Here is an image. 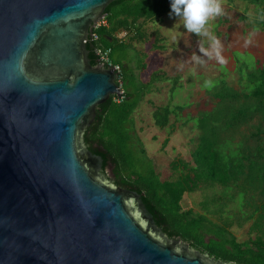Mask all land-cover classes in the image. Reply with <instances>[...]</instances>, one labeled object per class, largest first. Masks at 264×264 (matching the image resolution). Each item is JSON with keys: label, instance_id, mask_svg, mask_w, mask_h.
<instances>
[{"label": "water", "instance_id": "95a60500", "mask_svg": "<svg viewBox=\"0 0 264 264\" xmlns=\"http://www.w3.org/2000/svg\"><path fill=\"white\" fill-rule=\"evenodd\" d=\"M113 0H0V264H234L190 248L96 130L117 73L90 34Z\"/></svg>", "mask_w": 264, "mask_h": 264}, {"label": "rangeland", "instance_id": "374dc122", "mask_svg": "<svg viewBox=\"0 0 264 264\" xmlns=\"http://www.w3.org/2000/svg\"><path fill=\"white\" fill-rule=\"evenodd\" d=\"M223 9V14L210 20L208 27L221 42L224 63L207 57L203 58V64L192 61L190 58L194 52L200 54L199 42L203 41L204 46L208 47L207 40L186 32L182 22L171 12L164 15L161 21H146L142 25L146 36L137 43L142 53L110 42L114 61L129 65L124 71V78L131 84L134 96L127 102L137 101L133 115L121 132L124 134L127 130L133 134L130 150L125 155L133 162L136 173L149 176L153 171L162 181L176 179L179 173L171 169V162L179 158L192 165L191 153L202 136L219 144L227 160L228 152L238 151V141L249 132L247 122L228 137L221 134V130L228 129L232 124L235 98L255 86L252 78L258 75L257 61L260 65L264 61V31L261 28L264 23L256 21L259 19L258 8L244 0H223ZM176 24L177 27L172 29ZM128 38L125 37V40ZM141 62L144 68H141ZM153 72L157 74V81L150 85L148 92L145 88L149 86L147 82ZM162 73H167V78L162 79ZM175 79L178 82L172 91L170 88ZM138 89L146 93L140 102L136 92ZM166 105L171 110H176L177 106L187 109L175 116L170 115L173 128L170 125L160 128L154 123V109ZM256 120L254 118L252 123ZM141 148L145 149V154H142ZM251 178L252 175L246 181L242 179L237 183V197L233 200L228 199V193L233 192L232 184L224 188L217 184L201 183L194 192L184 194L181 205L183 209L206 213L205 206L209 205L210 209L216 204L217 208L222 209L228 204V212H231L229 219L233 220L231 231L237 241H245L249 238L250 223L239 227L236 220L240 219L238 211L246 205L247 196L251 195L253 188L250 186L252 183L255 185ZM212 198L214 202L210 204L208 200ZM252 204L258 205L259 201L253 200ZM223 216L226 219V214ZM208 217L213 221L218 220V214L209 213Z\"/></svg>", "mask_w": 264, "mask_h": 264}, {"label": "trees", "instance_id": "16d2710c", "mask_svg": "<svg viewBox=\"0 0 264 264\" xmlns=\"http://www.w3.org/2000/svg\"><path fill=\"white\" fill-rule=\"evenodd\" d=\"M244 1L258 8L259 19L256 21L264 23V0ZM169 12H171V0H113L104 11L109 26L95 29L98 39L90 40L94 48L93 54L97 57L96 48L99 46L112 48L111 41L117 42L119 46H126L133 40L142 41L146 36L142 25L146 21H161ZM261 28L264 31V27ZM121 30L126 31L127 36H130L128 41L114 37L115 33ZM261 62L260 65L257 61L258 75L252 78L255 86L248 92H241L235 98L232 124L228 129L221 130V134L228 137L231 132L240 128L242 123L249 122V132L238 141L240 148L238 151L228 152L227 160L224 159L219 144L209 137L202 136L191 153L192 165L179 158L171 162V169L179 173L176 179L162 181L153 171L149 176L136 173L133 162L125 155L126 151L130 150L129 144L133 142V134L127 130L124 134L121 133L137 106V101L127 102L134 96V90L124 78V71L128 68L123 64L120 65L124 98L121 102H115L114 95L108 98L105 111L98 117L96 130L89 136L91 141L98 140L102 149L115 161L113 177L136 186L143 193L144 198L153 206V210L164 218L168 227L167 232H175L181 240L189 243L190 248L224 263L264 264V61ZM156 76V72H153L149 81L147 80L149 86L145 89L148 92L150 85L157 81ZM163 77H166V73H162V79ZM177 80L175 79L172 91ZM136 92L140 96V102L146 93L143 89H138ZM216 100L219 102L218 99ZM176 108L171 110L169 105L155 108L152 113L155 125L160 128L170 125L173 128L170 115L175 116L179 111L184 110V107ZM254 118L257 120L252 123ZM140 150L145 154L144 148ZM251 175L255 185L252 183L250 186L253 188L251 195L247 196L246 205L238 211L241 217L236 220L239 227L247 222L250 223L249 238L245 241H237L231 231L233 220L229 219L231 212H228V204L222 209L217 208L216 204L210 209H208L209 205L205 206L206 213L183 209L181 205L184 194L194 192L201 183L217 184L224 188L232 184L233 192L228 193V199L233 200L237 197V183L242 182V179L246 181ZM253 200H258L259 204H252ZM208 201L211 204L214 198ZM209 213L218 214V220L210 219ZM225 214L226 219L223 216Z\"/></svg>", "mask_w": 264, "mask_h": 264}, {"label": "clouds", "instance_id": "9594fccd", "mask_svg": "<svg viewBox=\"0 0 264 264\" xmlns=\"http://www.w3.org/2000/svg\"><path fill=\"white\" fill-rule=\"evenodd\" d=\"M223 12V0H171V14L182 22L185 31L207 40L208 47L204 46L203 41L199 42L200 54L194 52L190 58L192 61L203 64V58L207 57L209 60L225 62L221 54V42L208 27L209 21L221 16ZM176 27L177 24L172 29Z\"/></svg>", "mask_w": 264, "mask_h": 264}, {"label": "built area", "instance_id": "2783aa9c", "mask_svg": "<svg viewBox=\"0 0 264 264\" xmlns=\"http://www.w3.org/2000/svg\"><path fill=\"white\" fill-rule=\"evenodd\" d=\"M108 20L105 17V15L103 17H101L97 23L94 25L93 30L90 34L89 39L91 41H95L98 39V34L96 33L95 29L97 28H102V27H108ZM127 36V32L124 30H121L117 33V38L119 40H125V37ZM111 48L110 47H97L96 48V55L98 57V60L100 62H102L105 66L112 68L114 72L117 73V79L116 82L118 84L119 87V94L118 95H114L113 96V100L115 102H121L124 98V88L122 86L123 84V78H122V69H121V65L117 62H115L111 56Z\"/></svg>", "mask_w": 264, "mask_h": 264}, {"label": "crops", "instance_id": "0c3cea01", "mask_svg": "<svg viewBox=\"0 0 264 264\" xmlns=\"http://www.w3.org/2000/svg\"><path fill=\"white\" fill-rule=\"evenodd\" d=\"M114 37L116 38V39H118L117 38V33H115V35H114ZM130 37V36H129ZM145 38V37H144ZM110 40V39H109ZM128 41V40H127ZM127 41H125V42H127ZM133 41H135V43H133ZM133 41H129V43L126 45V48H131V49H133L136 53L137 52H140V53H142V51H140V49H139V47H138V42H140V41H137V40H133ZM136 57H138V55L136 54ZM114 60V59H113ZM117 63H119V64H123L124 66H127V68H128V66L129 65H127L126 63H124V62H117ZM141 65H142V67L141 68H144L145 66H144V64H143V62H141ZM136 70H137V68H136ZM137 74H138V70H137ZM152 74H150V76H151ZM166 76H167V73H166ZM138 78H139V74H138V76H137ZM167 78V77H166ZM177 82H178V80H177ZM175 84V83H174ZM173 86V85H172ZM172 88V87H171ZM171 88H170V90H171ZM144 97V96H143ZM184 110H187V109H184ZM181 124H183L184 125V122H181ZM174 127V126H173Z\"/></svg>", "mask_w": 264, "mask_h": 264}]
</instances>
